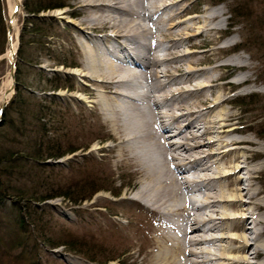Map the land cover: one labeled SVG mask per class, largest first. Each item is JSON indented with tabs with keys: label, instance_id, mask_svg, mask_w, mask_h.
<instances>
[{
	"label": "bare ground",
	"instance_id": "obj_1",
	"mask_svg": "<svg viewBox=\"0 0 264 264\" xmlns=\"http://www.w3.org/2000/svg\"><path fill=\"white\" fill-rule=\"evenodd\" d=\"M186 1L71 0L81 22L73 24L80 59L71 63L79 70L70 73L93 86L78 91L92 97L95 114L109 128L103 137L139 179L133 188L123 184L118 206L153 219L154 237L137 251L141 261L131 263L264 264V143L223 109L227 93L254 83L252 67L239 54L189 46L193 38L212 42L223 11L186 16L179 9ZM7 2L13 36L5 56L11 62L20 0ZM232 41L225 50L234 48ZM11 86L8 74L1 103Z\"/></svg>",
	"mask_w": 264,
	"mask_h": 264
},
{
	"label": "rangeland",
	"instance_id": "obj_2",
	"mask_svg": "<svg viewBox=\"0 0 264 264\" xmlns=\"http://www.w3.org/2000/svg\"><path fill=\"white\" fill-rule=\"evenodd\" d=\"M65 2L67 7L41 14L42 18L50 24L49 30L47 29L51 36L48 39L50 52H48L49 54L42 52L36 56L35 62L38 64L26 72L29 83H35V86L33 89L28 88L29 94L26 91L23 94L25 98L30 97L31 101L35 99L37 103L39 102L49 108L48 117L53 120L54 130L48 135L55 136L56 139L60 140L63 149L80 147L77 152L69 153L58 160H47L53 167L51 173L46 177H48L47 181L50 184L71 187L73 198L78 200L81 196H90L88 200L75 205L68 198L60 197L46 201L41 205L49 211L51 210V213H47V215L53 216L55 231L57 229V232L59 230L66 236L74 237L77 243L81 242L82 244H78V248L81 246L83 251L89 250L95 261L91 262L87 256H83L74 250L71 251L64 246L49 249L43 244L40 246L41 250L37 254V259L32 253L28 254L26 258L35 263L38 260L40 264H134L131 261L137 255L139 248L145 251L149 240L152 239V236L154 237L153 219L144 216L138 210H133L134 207L128 206L123 209V207L118 206L119 200L124 196L121 188L123 184L131 185L133 188L139 179L129 175L131 170L125 163L126 161L120 162L119 160L120 150L111 149L113 142L103 137V133L109 128L104 120L95 114L92 97L78 91L79 87L83 89L93 88L91 83H81V79L76 75L74 76L75 72L79 70L77 66L66 68L59 65H71L80 59L74 41L78 32L73 24L81 22V17L71 5V0H65ZM2 3L3 14L8 27L10 20L9 3L7 0H2ZM216 8L223 11V16L220 18L222 29L212 34L211 43L205 41V38H193L189 46L191 44L200 47L204 45L197 50L200 52L207 50L208 54L218 51L220 56L226 57L239 54L247 59L252 67L248 73L254 83L247 89H236L227 93L226 96L230 101L223 109L234 115V122L241 121L240 125L249 130L246 135L259 143H264V130L260 129L264 125V57L257 49L259 43V46L264 48V0H187L179 6V9L185 10L184 15L198 17L206 15V12H211ZM150 9L151 11L147 10V15L153 12V8ZM61 12L63 14L59 15ZM241 12L248 13L250 16L239 17ZM15 16L18 35L16 45L19 47V32L24 17H26L22 10V2ZM10 35L13 36L12 31ZM230 38H233V41L229 44L235 46L233 49L225 50L226 41ZM5 46L4 53L0 54V97L2 83L6 80L11 69L10 62L5 56L9 48L7 35ZM14 56L15 67L18 58L16 53ZM231 80H233L232 77L227 79V81ZM52 83L57 84L62 89L55 92L50 91L47 88L52 87ZM44 87L47 90L41 92L40 89ZM15 89L7 100V104L12 100ZM1 104L0 102V106ZM96 138L95 142H91ZM44 173L46 175V172ZM85 180L91 181L90 183L93 185L84 187L85 182L82 181ZM28 184L27 186H30L32 183ZM33 184V186L38 185L37 181H34ZM96 188H101V190L104 188L105 191L102 190L91 195L92 190ZM132 192L133 189L126 194V197L129 198ZM110 193L116 194V196ZM96 202L100 204L95 206ZM108 218L112 223H118L120 228L114 229L108 223ZM126 251L132 254L130 258L124 257L127 255ZM116 255L119 257L116 258ZM142 258V255L138 256L135 258L136 262L139 263ZM109 259L114 260L108 262ZM2 264L27 263H17L10 258Z\"/></svg>",
	"mask_w": 264,
	"mask_h": 264
},
{
	"label": "trees",
	"instance_id": "obj_3",
	"mask_svg": "<svg viewBox=\"0 0 264 264\" xmlns=\"http://www.w3.org/2000/svg\"><path fill=\"white\" fill-rule=\"evenodd\" d=\"M21 2L26 17L20 28L19 47L16 52L18 58L14 73L16 89L0 118V264L10 258L17 263L40 264L38 260L37 263L28 261L26 256L32 253L37 259L42 244L49 249L67 247L94 262L95 259L89 250L83 251L81 246L78 248L81 242L77 243L74 237L66 236L59 230L57 232V229L55 231L53 216L47 215L51 210L41 205L60 197L68 198L75 205L88 200L90 196H81L78 200L73 198L71 187L50 184L46 177L53 167L47 160H58L69 153L77 152L80 147L63 149L60 140L48 135L54 130L53 120L48 117L49 108L37 103L35 99L31 101L30 97L25 98L23 94L24 91L29 94L28 88L33 89L35 86V83H29L26 72L38 64L35 62L36 56L42 52L47 54L50 52L48 47V39L51 37L48 33L50 24L41 14L61 10L67 5L65 0ZM3 10V3L0 0V54L4 53L6 48L7 24ZM238 16L250 15L241 12ZM259 45L257 49L264 57V48ZM59 65L74 68L72 65ZM55 83L47 89L52 92L61 90L62 87ZM47 89L44 87L40 91L44 92ZM54 113L56 114V111ZM261 128L264 130V125ZM34 181H37V186H33ZM82 182H85L84 187L93 185L89 180ZM28 183L33 185L27 186ZM99 189L92 190L91 195L102 191ZM112 260L114 259L107 261Z\"/></svg>",
	"mask_w": 264,
	"mask_h": 264
},
{
	"label": "water",
	"instance_id": "obj_4",
	"mask_svg": "<svg viewBox=\"0 0 264 264\" xmlns=\"http://www.w3.org/2000/svg\"><path fill=\"white\" fill-rule=\"evenodd\" d=\"M20 6H21V2H19V4H16V6H15V10H14V16H15V14L19 11ZM10 32H11V24L8 25V27H7V32H6L8 46H10V43H11V40H12V35H10ZM17 48H18V47H17ZM17 48H16V50H17ZM15 52H16V51H15ZM14 64H15V56H14V59H12L11 62H10V67H11V69H10V72H9V76H10V78H12V86H11V88H12V94H13V91H14V89H15V88H14L15 83H14V77H13V75H14V72H15L16 67H14ZM12 94H11V95H12ZM7 102H8V101H6V102H2V104H1V106H0V118H1V116H2V113H3V111H4L3 109H4V107L6 106Z\"/></svg>",
	"mask_w": 264,
	"mask_h": 264
}]
</instances>
